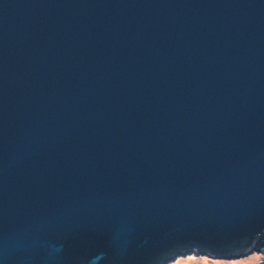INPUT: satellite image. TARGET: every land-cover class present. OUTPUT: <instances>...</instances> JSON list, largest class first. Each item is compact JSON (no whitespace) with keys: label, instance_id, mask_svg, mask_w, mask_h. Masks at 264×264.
<instances>
[{"label":"water","instance_id":"obj_1","mask_svg":"<svg viewBox=\"0 0 264 264\" xmlns=\"http://www.w3.org/2000/svg\"><path fill=\"white\" fill-rule=\"evenodd\" d=\"M264 264V0H0V264Z\"/></svg>","mask_w":264,"mask_h":264},{"label":"rangeland","instance_id":"obj_2","mask_svg":"<svg viewBox=\"0 0 264 264\" xmlns=\"http://www.w3.org/2000/svg\"><path fill=\"white\" fill-rule=\"evenodd\" d=\"M260 259H262V256L256 253L242 259L234 260H222L208 258L205 256L187 255L179 257L169 264H254L260 262Z\"/></svg>","mask_w":264,"mask_h":264}]
</instances>
